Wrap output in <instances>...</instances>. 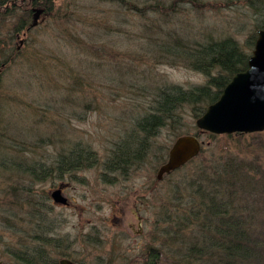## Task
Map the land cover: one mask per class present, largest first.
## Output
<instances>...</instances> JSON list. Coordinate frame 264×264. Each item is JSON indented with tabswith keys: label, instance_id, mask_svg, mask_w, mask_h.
<instances>
[{
	"label": "rangeland",
	"instance_id": "1",
	"mask_svg": "<svg viewBox=\"0 0 264 264\" xmlns=\"http://www.w3.org/2000/svg\"><path fill=\"white\" fill-rule=\"evenodd\" d=\"M131 1L137 7L130 10L106 1L54 0L52 16L40 15L20 44V53L0 73L1 147L22 139L34 141L38 135L52 137L54 145L24 154L47 164L65 141L90 144L97 152L98 162L89 169L41 182L17 180L30 189L35 202L46 197L45 205L52 204L44 213L47 219L59 221L54 235L67 243L59 251L80 264H144L149 246L165 250L161 245L163 193L178 173L156 180L161 164L156 149L171 146V126L155 130L148 156L126 175L102 167L114 143L127 130L136 131L134 125L152 104L154 87L163 82L190 87L206 80L204 74L181 63H153L148 52L151 37L176 31L193 38L208 29L215 35H231L249 51L245 43L263 19L240 0H197L211 3L198 7L189 0ZM12 22L7 20L0 29L3 37ZM22 38L20 34L12 40L13 47ZM131 69L135 82L121 83L119 76L126 77ZM179 115L183 130L195 133L196 119L190 109L182 108ZM209 134L200 130L202 148L209 146ZM14 179L3 181L0 176L2 193L19 186ZM61 182L69 183L66 206L50 199ZM27 210L14 208L9 224L0 217V264L12 262L2 251L17 247L21 235L30 230L24 222L15 223V219L27 221ZM52 255L61 257L56 251Z\"/></svg>",
	"mask_w": 264,
	"mask_h": 264
},
{
	"label": "trees",
	"instance_id": "2",
	"mask_svg": "<svg viewBox=\"0 0 264 264\" xmlns=\"http://www.w3.org/2000/svg\"><path fill=\"white\" fill-rule=\"evenodd\" d=\"M98 1L116 3L130 10L137 7L131 0ZM189 1L196 7L211 4ZM240 1L263 17L245 43L249 51H245L231 35H215L214 30L208 29L193 38L176 31L151 37L148 52L153 54V63H181L204 74L206 80L190 87L168 82L154 87L152 104L134 125L136 131L127 130L110 148V153L102 162L105 172L126 175L132 166L138 165L151 151L153 145L150 139L157 128L169 124L174 139L189 134L183 130L179 120L180 110L189 108L191 116L196 119L218 99L233 75L246 69L256 32L264 28V0ZM159 5L156 3V6ZM33 8L43 9L42 17H50L56 5L54 0H0V29L7 20L13 19L6 36L0 34V73L20 53V44L32 29L29 26ZM20 34L23 36L22 43L19 40V44L13 47L12 40ZM130 75L134 76L132 69L126 77L119 76V80L129 85L131 80H136ZM77 80L80 85V80ZM142 87L145 92L146 87ZM195 129L192 135L199 137L200 130L196 126ZM209 137V146L203 147L182 167L163 176L178 173L163 193L161 245L165 250L149 246L144 264H264V131L210 133ZM65 143L50 164L45 160L28 159L24 154H33L46 144L54 145L52 137L38 135L34 141L22 139L0 146V176L3 181L15 178L19 185L10 186L8 193H2L4 189L0 188V217L9 224L15 216L13 209L26 206L27 221L15 219V223L19 220L30 225L28 233L21 235L17 247L4 248L3 254L12 261L4 264H56L60 258H69L59 251L67 244L64 237L54 235L59 221L47 219L44 213L45 208L52 209V204L45 205L46 197L42 202H35L30 189L17 182L23 178L32 182L60 179L66 173L89 169L98 162L97 152L90 144ZM167 148L156 149L160 152L157 160L161 164L167 158ZM9 198L12 199L9 201ZM11 226L16 227V224ZM51 251H56L61 257L54 258Z\"/></svg>",
	"mask_w": 264,
	"mask_h": 264
},
{
	"label": "water",
	"instance_id": "3",
	"mask_svg": "<svg viewBox=\"0 0 264 264\" xmlns=\"http://www.w3.org/2000/svg\"><path fill=\"white\" fill-rule=\"evenodd\" d=\"M43 9L33 8L29 28L36 26ZM22 43V40H20ZM201 131L213 134L254 133L264 131V28L257 30L253 49L245 70L237 72L223 88L218 99L209 104L196 118ZM203 142L192 134L174 139L166 160L156 171V179L182 167L197 156ZM62 185L52 190L50 197L55 204L66 205L61 193ZM56 264H76L71 259L60 258Z\"/></svg>",
	"mask_w": 264,
	"mask_h": 264
},
{
	"label": "flooded vegetation",
	"instance_id": "4",
	"mask_svg": "<svg viewBox=\"0 0 264 264\" xmlns=\"http://www.w3.org/2000/svg\"><path fill=\"white\" fill-rule=\"evenodd\" d=\"M59 185H62V187H61V193H62L63 196L66 197V199H67V204L66 205H68L70 201H69V198L65 195V190L68 188L69 183H67V182H61L60 184H58L57 187H59ZM66 205H63V206H66Z\"/></svg>",
	"mask_w": 264,
	"mask_h": 264
}]
</instances>
